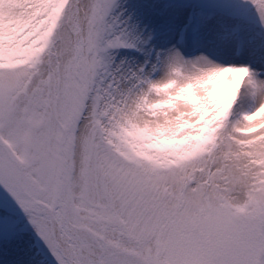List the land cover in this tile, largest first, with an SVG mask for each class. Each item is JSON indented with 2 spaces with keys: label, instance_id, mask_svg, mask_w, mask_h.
Wrapping results in <instances>:
<instances>
[{
  "label": "snow or ice",
  "instance_id": "obj_1",
  "mask_svg": "<svg viewBox=\"0 0 264 264\" xmlns=\"http://www.w3.org/2000/svg\"><path fill=\"white\" fill-rule=\"evenodd\" d=\"M0 264H264V0H0Z\"/></svg>",
  "mask_w": 264,
  "mask_h": 264
}]
</instances>
